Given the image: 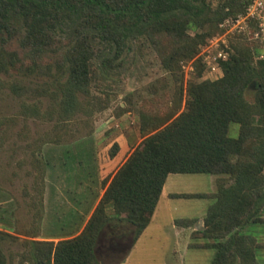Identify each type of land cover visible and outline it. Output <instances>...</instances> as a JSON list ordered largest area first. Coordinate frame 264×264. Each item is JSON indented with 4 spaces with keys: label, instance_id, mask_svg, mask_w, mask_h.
Here are the masks:
<instances>
[{
    "label": "trees",
    "instance_id": "obj_1",
    "mask_svg": "<svg viewBox=\"0 0 264 264\" xmlns=\"http://www.w3.org/2000/svg\"><path fill=\"white\" fill-rule=\"evenodd\" d=\"M246 3V0H0V72H7L14 65L19 50L26 48L34 55L52 50L56 33L68 29L70 43L59 65L60 77L56 79L57 109L67 115L80 108L78 93L88 91L93 58L99 59L103 67L118 66L116 60L129 50L131 42L145 34L165 33L191 46L192 43L187 44V29L196 30L199 38L204 34L198 29L208 30L205 35H212L222 18L243 11ZM237 38L243 36L230 41L233 51L223 61L220 77L188 82L184 109L175 117H142V139L111 177L101 179L104 190L85 222V215L99 194L83 193L89 197L87 204L76 199L68 207L59 189L69 187L71 178L64 173L69 168L76 169L71 166L74 160L70 164L63 162L61 154L65 151L62 152L59 156L62 167L57 169L58 157H51L50 166L61 183L52 184L54 197L47 223L63 237L24 241L32 246L30 252L21 254L19 264L26 260H31V264H102L96 243L100 230L110 220L132 225L137 235L149 223L169 173L201 172L215 175L214 191L172 193L213 198L204 216V229L194 234L211 239L205 245L215 248L212 264L254 261L252 243L238 229L254 217L264 201V58L254 60L259 52L257 46L250 39ZM178 52L176 49L173 53ZM196 60L200 65L197 75L201 76L202 63L199 57ZM28 69L34 71L35 67ZM252 84L256 90L254 101L250 102L244 92ZM255 114L260 116L258 121L254 120ZM231 122L239 125L237 136L229 134ZM77 153L84 154L83 168L80 160L77 165L86 170L84 166L93 159L83 150ZM107 206H111L112 213ZM54 209L58 220H66L57 229L52 227ZM71 220L75 222L70 223ZM17 238L0 229V264H8L9 260L3 242Z\"/></svg>",
    "mask_w": 264,
    "mask_h": 264
},
{
    "label": "rangeland",
    "instance_id": "obj_2",
    "mask_svg": "<svg viewBox=\"0 0 264 264\" xmlns=\"http://www.w3.org/2000/svg\"><path fill=\"white\" fill-rule=\"evenodd\" d=\"M207 31L198 29L197 32L204 34L199 38L196 30L187 29V44L192 43L191 46L165 33L142 35L131 42L129 50L116 60L119 65L115 67H103L99 59L93 58L88 91L78 93L81 106L67 115L57 109L56 79L60 77L59 65L70 43L69 30L63 28L56 33L57 41L52 50L37 55L26 48L18 51L14 65H10L7 72H0V187L5 185L11 189L13 211L21 230L42 225L43 196L46 208L43 227L49 226L47 222L54 197L52 184L55 181L61 183V178L54 176L50 166L51 157H58L57 169L62 167L59 157L62 152L65 151L61 154L63 162L70 164L74 160L71 166L76 169L69 168L64 173L71 178V183L69 187L59 189V194L70 195L71 203L78 199L81 204H87L90 192L100 193L98 171L100 177L112 173L142 139V117H175L184 109L188 82L207 79L197 75L200 65L196 60L201 46L211 36L205 35ZM243 38L237 39L243 41ZM253 43L264 55V43ZM176 49L179 52L174 54ZM193 50L196 52L190 55ZM254 57V60L264 58ZM190 62L193 70L183 66ZM30 66L35 70L30 71ZM255 90L254 84L245 89L247 101H254ZM253 117L255 121L260 119L258 114ZM238 131V123L231 122L229 134L237 136ZM79 149L89 153L95 161L87 163L86 170L82 169L81 156L84 154L77 153ZM115 153L117 159L105 169V159ZM78 161L82 168L78 167ZM205 175L173 174L191 180L179 187L182 190L203 189V185L193 179ZM83 193L88 196L84 197ZM107 211L112 213L111 206H107ZM53 212L52 227H62L66 220H58L56 209ZM26 240L3 242L10 264H19L21 254L30 252L32 244L25 245ZM24 264H31V260Z\"/></svg>",
    "mask_w": 264,
    "mask_h": 264
},
{
    "label": "crops",
    "instance_id": "obj_3",
    "mask_svg": "<svg viewBox=\"0 0 264 264\" xmlns=\"http://www.w3.org/2000/svg\"><path fill=\"white\" fill-rule=\"evenodd\" d=\"M115 159H117L116 153L105 159V169H108V165L111 166ZM123 161L124 159L120 164ZM120 164L112 173H107L105 176L110 175L111 177ZM97 169L99 168L97 167ZM101 169L103 170V168ZM173 174L175 173H169L166 176L151 219L137 235H135V229L132 225L113 219L100 230L96 250L102 264H212L215 248L205 245L211 239L200 235V233H194L204 229V216L213 198L208 196H173L172 193L212 192L215 189V175L205 173V177L193 179L195 183L202 184L203 189L182 190L179 187L184 183L187 185L191 180L174 177ZM97 177L101 185V179L104 177H100L99 171ZM100 187V193L93 199V204L88 214L85 215L84 222L104 190V186ZM63 197H65L64 200L67 202V206L70 207V197ZM12 201L11 189L5 187V185L0 187L1 230L17 235V240L23 238L28 240H57L63 237L58 231L49 228V226L47 229L43 227L46 210L44 196L42 197V225L35 229H20L18 217L13 211ZM78 210L82 211L81 209ZM238 231L252 243L254 261L244 263L238 261L237 264H264V201L254 217L245 221ZM8 264H10V260H8Z\"/></svg>",
    "mask_w": 264,
    "mask_h": 264
},
{
    "label": "built area",
    "instance_id": "obj_4",
    "mask_svg": "<svg viewBox=\"0 0 264 264\" xmlns=\"http://www.w3.org/2000/svg\"><path fill=\"white\" fill-rule=\"evenodd\" d=\"M243 11L229 14L218 22L217 30L201 46L196 57L202 63L203 78H218L223 73L222 63L233 51L230 43L235 36H243L258 43H264V0H246ZM256 56L263 57L260 52ZM193 70L192 62L184 65Z\"/></svg>",
    "mask_w": 264,
    "mask_h": 264
},
{
    "label": "flooded vegetation",
    "instance_id": "obj_5",
    "mask_svg": "<svg viewBox=\"0 0 264 264\" xmlns=\"http://www.w3.org/2000/svg\"><path fill=\"white\" fill-rule=\"evenodd\" d=\"M98 240V239H97Z\"/></svg>",
    "mask_w": 264,
    "mask_h": 264
}]
</instances>
